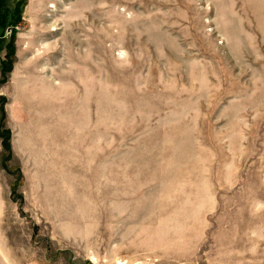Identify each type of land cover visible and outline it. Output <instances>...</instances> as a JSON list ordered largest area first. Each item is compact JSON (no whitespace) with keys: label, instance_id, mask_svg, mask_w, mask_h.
Returning a JSON list of instances; mask_svg holds the SVG:
<instances>
[{"label":"rangeland","instance_id":"374dc122","mask_svg":"<svg viewBox=\"0 0 264 264\" xmlns=\"http://www.w3.org/2000/svg\"><path fill=\"white\" fill-rule=\"evenodd\" d=\"M0 264H264V0H0Z\"/></svg>","mask_w":264,"mask_h":264},{"label":"bare ground","instance_id":"6f19581e","mask_svg":"<svg viewBox=\"0 0 264 264\" xmlns=\"http://www.w3.org/2000/svg\"><path fill=\"white\" fill-rule=\"evenodd\" d=\"M29 65V63H27V64H25V66H28ZM31 67H29V69H30ZM18 78H20V77H18ZM41 81L44 83V85H45V90L46 89H50L51 90V88L54 86L53 84V82L52 81H49L46 77H44V76H42L41 77ZM68 84V83H67Z\"/></svg>","mask_w":264,"mask_h":264}]
</instances>
